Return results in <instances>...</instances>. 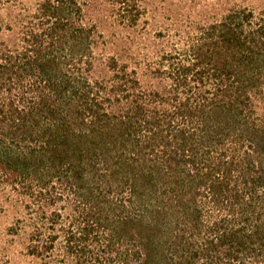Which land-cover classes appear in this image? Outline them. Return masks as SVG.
<instances>
[{
  "label": "trees",
  "instance_id": "16d2710c",
  "mask_svg": "<svg viewBox=\"0 0 264 264\" xmlns=\"http://www.w3.org/2000/svg\"><path fill=\"white\" fill-rule=\"evenodd\" d=\"M142 0H0V211L28 264H264V12L146 28Z\"/></svg>",
  "mask_w": 264,
  "mask_h": 264
},
{
  "label": "rangeland",
  "instance_id": "374dc122",
  "mask_svg": "<svg viewBox=\"0 0 264 264\" xmlns=\"http://www.w3.org/2000/svg\"><path fill=\"white\" fill-rule=\"evenodd\" d=\"M146 9L140 22L145 28L148 40V20L151 27L186 19L187 15L196 16L199 12L216 6L241 5L247 6L257 13L264 12V0H142ZM13 222L11 212L0 211V264H28L24 256V238L8 234Z\"/></svg>",
  "mask_w": 264,
  "mask_h": 264
}]
</instances>
